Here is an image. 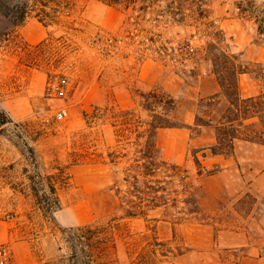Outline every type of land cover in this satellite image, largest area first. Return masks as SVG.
I'll list each match as a JSON object with an SVG mask.
<instances>
[{"label":"rangeland","instance_id":"374dc122","mask_svg":"<svg viewBox=\"0 0 264 264\" xmlns=\"http://www.w3.org/2000/svg\"><path fill=\"white\" fill-rule=\"evenodd\" d=\"M30 17L47 26L41 44L22 36ZM125 28L139 35L127 50L104 45ZM237 65L240 97L264 90V0H0V242L12 264H241L250 242L264 252V132L250 117L232 154L210 149L232 116L218 75L233 86ZM156 87L177 102L180 128L158 134L172 167L134 185L114 115ZM145 192L155 201L141 203Z\"/></svg>","mask_w":264,"mask_h":264},{"label":"trees","instance_id":"16d2710c","mask_svg":"<svg viewBox=\"0 0 264 264\" xmlns=\"http://www.w3.org/2000/svg\"><path fill=\"white\" fill-rule=\"evenodd\" d=\"M245 71L240 65H237L235 69L232 68L229 74L232 75L233 86L229 85L226 80L228 74L222 72L218 75L221 91L229 103L232 116L226 115L215 124L216 140L210 146L214 154L233 153L234 139L238 136L243 120L247 118H256L257 124L262 129L261 132H264V90L247 98L240 97L238 92L237 75ZM176 112L175 98L156 87L146 93H141L136 107L120 109L115 113L114 117L118 123L116 128L117 144H130L132 147V151L126 150L123 155L132 154L129 160L134 161L132 163V167H135L133 169L135 170L134 185L139 182L140 178L145 186L151 187L149 184L152 180L148 179L149 176L163 168L172 167V164H169L162 155L158 134L163 128L181 126V123L177 121ZM206 124H211V122ZM132 134H134L133 139L131 138ZM109 156L116 157L112 151ZM145 193L147 196L144 194L138 196L141 203L144 200L155 201V196H150L148 192Z\"/></svg>","mask_w":264,"mask_h":264},{"label":"crops","instance_id":"0c3cea01","mask_svg":"<svg viewBox=\"0 0 264 264\" xmlns=\"http://www.w3.org/2000/svg\"><path fill=\"white\" fill-rule=\"evenodd\" d=\"M22 36L24 40L28 44L38 45L42 41L46 39V35L48 33L47 26L43 24V22L37 17H30L22 26L21 29ZM240 90H243V78L239 79ZM218 88L215 87L211 93L218 92ZM178 129L180 127H170L163 129ZM162 130V129H161ZM160 130V131H161ZM226 235L220 234L219 239H223ZM223 246V243L221 244ZM249 253L248 255H244L243 259L240 261L241 264H264V252L260 251L259 246L250 242L248 244Z\"/></svg>","mask_w":264,"mask_h":264},{"label":"built area","instance_id":"2783aa9c","mask_svg":"<svg viewBox=\"0 0 264 264\" xmlns=\"http://www.w3.org/2000/svg\"><path fill=\"white\" fill-rule=\"evenodd\" d=\"M138 11L135 10V14L130 15L129 22L136 25L138 20ZM137 31V30H136ZM131 28H125V30L119 34H106L102 38V42L106 47H109L110 50L125 49L127 50L128 46L133 44V41L139 37L138 32ZM147 33V32H146ZM144 40H141L142 47H145L146 50L149 49L147 42L149 41V36L143 37ZM146 40V41H145ZM152 41V40H150ZM153 42V41H152ZM145 53V52H144ZM59 92L63 93V89L59 87ZM64 109L58 110L54 117L57 120H60L63 117ZM48 120V119H47ZM0 264H12V255L9 248V245L5 242H0Z\"/></svg>","mask_w":264,"mask_h":264}]
</instances>
